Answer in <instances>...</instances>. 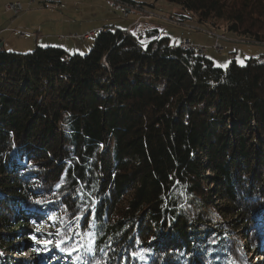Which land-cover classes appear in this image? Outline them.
Returning a JSON list of instances; mask_svg holds the SVG:
<instances>
[{
	"label": "trees",
	"instance_id": "1",
	"mask_svg": "<svg viewBox=\"0 0 264 264\" xmlns=\"http://www.w3.org/2000/svg\"><path fill=\"white\" fill-rule=\"evenodd\" d=\"M165 1L264 44V0ZM101 29L86 55L0 49V252L46 220L78 264L264 257V55Z\"/></svg>",
	"mask_w": 264,
	"mask_h": 264
},
{
	"label": "rangeland",
	"instance_id": "2",
	"mask_svg": "<svg viewBox=\"0 0 264 264\" xmlns=\"http://www.w3.org/2000/svg\"><path fill=\"white\" fill-rule=\"evenodd\" d=\"M17 3L22 7L18 15L6 10L9 4ZM128 4L132 8L130 6L125 17V9L113 0H0V44L3 50L16 54H28L36 48L61 47L67 54L86 55L96 36L84 39L90 32L85 29L104 26L139 36L156 29L175 45L182 39L189 40L192 45L206 48L201 56L222 70L231 63L242 66L247 59L264 55V44L245 41L226 31L220 23L217 27L199 24L192 13L165 0H131ZM100 29L95 30L96 34ZM40 222L41 227L35 232L31 226L23 228L25 233L20 241L23 253L0 252L7 259L6 263L78 264L76 258L63 252L61 244L55 241L59 232L51 230L46 220ZM34 234L39 241L31 245ZM28 247L34 248L31 253ZM244 264H264V257L248 256Z\"/></svg>",
	"mask_w": 264,
	"mask_h": 264
},
{
	"label": "built area",
	"instance_id": "3",
	"mask_svg": "<svg viewBox=\"0 0 264 264\" xmlns=\"http://www.w3.org/2000/svg\"><path fill=\"white\" fill-rule=\"evenodd\" d=\"M130 8V6H126L123 11L124 13V16L127 17L128 16V9ZM6 10L9 11V12H12L14 15H18L21 11H22V7L20 4H9L7 7H6ZM100 32L101 31H104L103 29H100L99 30ZM20 35H23V34H20ZM30 36H33V35H30ZM94 36V31H90L88 34L84 35L83 38L84 39H87V38H90V37H93ZM179 46L185 50H188V51H192V52H195L197 54H202V53H205L206 51V48L202 47V46H196V45H192L189 40H185V39H182L181 42L179 43ZM216 49H218L217 46H215Z\"/></svg>",
	"mask_w": 264,
	"mask_h": 264
},
{
	"label": "crops",
	"instance_id": "4",
	"mask_svg": "<svg viewBox=\"0 0 264 264\" xmlns=\"http://www.w3.org/2000/svg\"><path fill=\"white\" fill-rule=\"evenodd\" d=\"M130 6H131V5H130ZM131 8H132V6H131ZM137 23H139V22H137ZM137 23H136V24H137ZM98 28L100 29V28H106V27H104V26H101V27L91 26V27H89L88 29H85V31H86V32H89V31H95V30H97ZM86 32H85V33H86ZM87 39H89V38H87ZM61 46H64V45H61Z\"/></svg>",
	"mask_w": 264,
	"mask_h": 264
},
{
	"label": "water",
	"instance_id": "5",
	"mask_svg": "<svg viewBox=\"0 0 264 264\" xmlns=\"http://www.w3.org/2000/svg\"><path fill=\"white\" fill-rule=\"evenodd\" d=\"M2 48V44H0V49Z\"/></svg>",
	"mask_w": 264,
	"mask_h": 264
},
{
	"label": "bare ground",
	"instance_id": "6",
	"mask_svg": "<svg viewBox=\"0 0 264 264\" xmlns=\"http://www.w3.org/2000/svg\"><path fill=\"white\" fill-rule=\"evenodd\" d=\"M91 38V37H90Z\"/></svg>",
	"mask_w": 264,
	"mask_h": 264
}]
</instances>
